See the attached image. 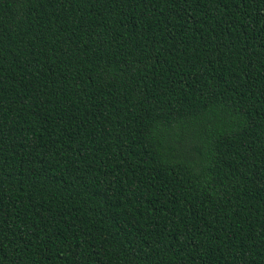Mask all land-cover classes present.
I'll return each instance as SVG.
<instances>
[{
    "label": "trees",
    "instance_id": "obj_1",
    "mask_svg": "<svg viewBox=\"0 0 264 264\" xmlns=\"http://www.w3.org/2000/svg\"><path fill=\"white\" fill-rule=\"evenodd\" d=\"M0 264H264V0H0Z\"/></svg>",
    "mask_w": 264,
    "mask_h": 264
}]
</instances>
